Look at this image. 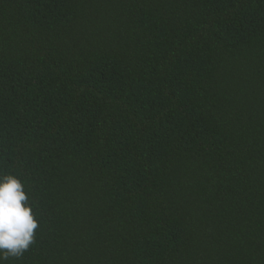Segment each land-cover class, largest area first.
<instances>
[{
  "label": "trees",
  "instance_id": "1",
  "mask_svg": "<svg viewBox=\"0 0 264 264\" xmlns=\"http://www.w3.org/2000/svg\"><path fill=\"white\" fill-rule=\"evenodd\" d=\"M8 174L4 264H264V0H0Z\"/></svg>",
  "mask_w": 264,
  "mask_h": 264
},
{
  "label": "clouds",
  "instance_id": "2",
  "mask_svg": "<svg viewBox=\"0 0 264 264\" xmlns=\"http://www.w3.org/2000/svg\"><path fill=\"white\" fill-rule=\"evenodd\" d=\"M22 181L14 175H0V264L19 259L34 242L38 222L27 203Z\"/></svg>",
  "mask_w": 264,
  "mask_h": 264
}]
</instances>
